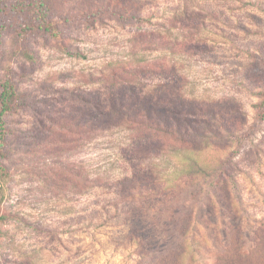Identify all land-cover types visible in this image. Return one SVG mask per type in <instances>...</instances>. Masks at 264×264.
Returning <instances> with one entry per match:
<instances>
[{
	"label": "rangeland",
	"instance_id": "374dc122",
	"mask_svg": "<svg viewBox=\"0 0 264 264\" xmlns=\"http://www.w3.org/2000/svg\"><path fill=\"white\" fill-rule=\"evenodd\" d=\"M37 1L66 19L63 40L87 58L64 53L51 36L22 37L5 24L0 79L15 86L18 103L5 116L0 157L9 172L0 264H225L218 257L238 238L252 251L249 241L264 234V0ZM128 5L131 16L120 15ZM184 10L218 17L205 31L178 25L175 54L151 43L149 33L170 39L163 26ZM188 34L191 53L182 46ZM25 50L40 59H27ZM131 85L150 98L183 94V108L194 112L196 104L221 101L228 124L245 137L225 150L234 152V190L225 195L195 180L167 193L124 161L126 132L85 138L77 124L87 110L127 101ZM87 170L118 185L88 184ZM131 174L139 181L125 180ZM261 255L248 264H261Z\"/></svg>",
	"mask_w": 264,
	"mask_h": 264
},
{
	"label": "trees",
	"instance_id": "16d2710c",
	"mask_svg": "<svg viewBox=\"0 0 264 264\" xmlns=\"http://www.w3.org/2000/svg\"><path fill=\"white\" fill-rule=\"evenodd\" d=\"M36 1L0 0V47L5 24L9 21L10 27L14 28L19 36L29 37L33 34L51 36L64 53L87 58L83 51L70 48L63 40L61 21L66 19L51 17L45 3ZM12 3L15 4L10 7L9 4ZM125 7L120 15L131 16L133 8L130 5ZM173 16L167 20L168 25L163 26L165 32L171 36L170 39L163 40L162 36L153 33L146 35L151 43L153 40H159L161 46L172 54H175L177 46L180 45L178 36L173 34L178 25L190 22L188 28L191 31L199 26H203L202 31H205L208 27L206 22L218 17L208 10L177 11ZM132 17L139 19L138 16ZM192 38H194L193 34H188L187 41L182 44L188 53L196 48L195 40ZM24 55L31 61L40 59L29 50H25ZM250 55L252 56L251 53ZM128 86L129 84L124 83L120 84L119 88L126 89ZM128 89L131 91L127 101H121L117 105L110 103L106 108L95 107L87 110L79 127L77 124V129L82 130L87 140L97 134L101 136L116 131L126 132L128 143L122 151L124 161L132 169L142 171L139 177L163 184L167 193L174 192L180 185L195 180L202 181L213 189L220 188L225 195L229 188L235 189L236 180L229 170L235 163L234 152L226 154L225 150L231 143L242 146L245 137L241 129L231 128L228 124L227 116L230 113L225 112L223 106H219L221 101L210 103L209 107L196 104L194 112L183 108L182 102L186 101L183 94L178 93L177 98L172 101L162 99L160 96H151L152 99L145 90H138L132 85ZM258 94L262 98L259 108L264 114V90H260ZM17 95L18 92L11 82L0 79V157L4 155L5 116L12 111L16 102L18 103ZM209 150L217 156L213 162L207 158L206 152ZM135 174L124 178L127 181L138 182ZM8 179L9 172L0 161V222L8 219V216L2 213L7 197ZM86 179L88 184H99L102 189H112L118 185V180H113L114 178H94L89 170L86 171ZM231 194L230 191L228 196L231 197ZM248 244L253 248L250 252L246 242L238 238L229 247H225L231 253L227 251L218 257V260L228 261L225 264H248L250 255L261 251V264H264V234L257 235L253 242L254 246L250 241ZM184 253V251L180 252L178 257L183 256ZM176 264L180 263L177 261Z\"/></svg>",
	"mask_w": 264,
	"mask_h": 264
}]
</instances>
